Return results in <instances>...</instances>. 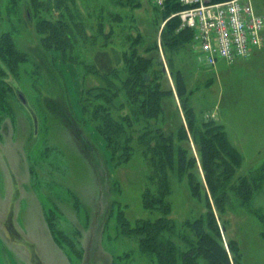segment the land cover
<instances>
[{
    "label": "rangeland",
    "instance_id": "1",
    "mask_svg": "<svg viewBox=\"0 0 264 264\" xmlns=\"http://www.w3.org/2000/svg\"><path fill=\"white\" fill-rule=\"evenodd\" d=\"M249 1L264 16V0ZM11 3L2 0V7L19 22L17 31L11 30L33 64L18 69L14 78L6 75L16 87L17 99L13 114L0 120V264H159L141 249L137 235L124 234L122 224L154 222L162 215L144 205L148 189L156 191L151 163L137 147L127 160L123 146L120 158L113 161L102 125L92 121L99 75L114 72L126 77V36L140 37L141 54L158 71L152 70L153 81L166 93L146 142L157 148L160 133L171 136L176 155L181 150L185 158L183 169H168L167 181V220L173 226L170 236L177 262L207 264L200 256L186 254L199 243L192 224L206 221L209 200L220 235L208 233L228 250L230 243L236 245L237 255L231 253L235 264H264V32L262 45L250 57L231 64L221 59L210 68L200 61L194 40L179 46L164 37L172 14L134 0L132 8L115 7L121 14H132V27L108 26L106 31L114 32L109 38H95L96 26L81 27L84 32L77 36L72 55L81 64L77 66L59 50L46 52L40 45L37 20L45 15L57 21L58 13L46 15L35 8L27 21L28 4ZM182 30L179 25L176 33ZM70 64L76 73L66 70ZM177 72L186 84L182 99ZM38 74L41 97L34 84ZM86 91L92 92L88 116L83 111ZM95 102L106 104L103 99ZM126 113L122 107L115 115ZM223 135L238 163L222 149ZM214 136L213 164L228 194L222 209L215 204L202 160L201 144ZM252 176L254 189L245 194L240 182ZM193 186L200 190L199 197ZM71 236L83 254L72 246Z\"/></svg>",
    "mask_w": 264,
    "mask_h": 264
},
{
    "label": "trees",
    "instance_id": "2",
    "mask_svg": "<svg viewBox=\"0 0 264 264\" xmlns=\"http://www.w3.org/2000/svg\"><path fill=\"white\" fill-rule=\"evenodd\" d=\"M25 1L28 4L25 11L27 12V21L31 20L33 16L30 12L33 9H41L43 14H51L54 16L58 13L57 21L47 19L44 15L36 22L37 32L39 34L40 45L46 52L51 49L59 50L65 58L68 57L70 63L81 64L72 55L74 54L77 45V36L83 35L85 25L96 26L94 30L95 38L102 35L109 38L113 35L111 32L106 31V27L111 26H125L132 27L130 19L131 13L121 14L120 11L115 10V7L136 6L134 0H108V3H98L100 0H12L11 4ZM141 3V2H140ZM147 3V2H142ZM113 6L111 8V5ZM149 4V3H148ZM154 7V6H153ZM2 7V0L0 1V120L4 114L12 113L13 103L16 101L17 90L14 86L12 79L7 76L12 75L14 78L18 75V69L24 65L32 63L30 53L20 48L17 40L14 37V32L20 27L16 17L11 16ZM164 10L171 15L172 19L169 20V25L164 29L165 38L171 44H178L179 46H187L194 40V33L190 29H184L176 33L181 19L177 15L184 7L177 0H167L164 8L154 7ZM11 9V8H10ZM9 10V9H8ZM12 10V9H11ZM10 12V10H9ZM32 14V12H31ZM42 14V15H43ZM176 14V15H175ZM175 15V16H174ZM12 28V30H11ZM89 38V37H88ZM127 45V52H125V76L119 74L108 73L99 75L100 83L94 88L97 95L90 99L89 91L85 94L83 111L86 116L90 115L88 102H92L93 115L92 121H98L102 125L101 132L108 142V148L113 154V161L120 158L119 147L123 146L125 149L126 159L130 158V153L134 147L140 148L142 153L146 154L148 161L151 163L150 178L156 185L155 192L150 189L144 196V205L151 210L162 211L161 217L152 221H137L136 225L128 227V224L122 223L124 227V234H135L139 239L141 249L149 254L155 256L156 262L159 264H184L178 263L176 260L177 248L175 242L171 239L170 233L173 226L167 220L168 212L170 211L169 204L166 198L169 194L167 187L168 169L174 170L175 167L183 169L185 167V158L181 150L176 155L172 137H166L163 134L157 136L159 145L157 148L147 144L146 139L149 137V128L151 121L157 117L158 108L160 107V99L166 93L159 90V84L154 83L155 77L152 70L158 74L154 69L152 60L145 58L141 54L143 42L140 37H124ZM90 40V38H89ZM93 45V43H92ZM95 45V44H94ZM125 50V51H126ZM86 67L90 65L82 62ZM33 64V63H32ZM77 65V66H78ZM93 69V66L91 65ZM40 74V72H39ZM39 74L35 76V86L39 93L40 86ZM7 75V76H6ZM8 78V79H7ZM177 94L180 99L184 98L187 94L186 84L180 72L176 74ZM98 98V99H97ZM103 99L106 104L95 102ZM29 102V101H27ZM122 107H126L128 113L115 115ZM215 136L211 139L206 137L201 144L202 147V160L203 167L206 172V179L208 186L213 193L215 204L218 209H222L226 204L228 194L226 189L219 185L221 172L215 168L214 160V140ZM221 138V136L216 139ZM222 149L227 153L230 158H234L235 162L238 161V156L234 149L224 143V135L221 140ZM119 162V161H118ZM238 163V162H237ZM219 174V176H217ZM255 176L242 179L239 187L240 191L246 192L245 194H252L254 189ZM194 186L192 187V189ZM239 189V188H238ZM199 189L194 188V195L199 197ZM245 196V195H244ZM250 198V196H246ZM76 203H78L76 201ZM79 204V203H78ZM208 215L206 221L198 219L192 224V228L198 238V244L192 247L189 251L191 254H186L188 257L195 258L196 256L202 257L207 264H235V260L231 257V253L237 255V247L232 242L230 243V250H228L219 238L211 236L208 231L217 233L219 237V227L215 218L214 211L212 210L211 203L207 200ZM216 235V236H217ZM57 239V237H56ZM72 246L76 249L78 254H83L82 248H77L76 239L71 236L69 239Z\"/></svg>",
    "mask_w": 264,
    "mask_h": 264
},
{
    "label": "built area",
    "instance_id": "3",
    "mask_svg": "<svg viewBox=\"0 0 264 264\" xmlns=\"http://www.w3.org/2000/svg\"><path fill=\"white\" fill-rule=\"evenodd\" d=\"M164 8L167 0H138ZM184 9L177 15L181 28L194 33L200 61L215 67L223 59L229 64L248 58L262 45L264 16L249 0H177Z\"/></svg>",
    "mask_w": 264,
    "mask_h": 264
},
{
    "label": "crops",
    "instance_id": "4",
    "mask_svg": "<svg viewBox=\"0 0 264 264\" xmlns=\"http://www.w3.org/2000/svg\"><path fill=\"white\" fill-rule=\"evenodd\" d=\"M238 60V59H237ZM66 70L71 71L72 73H76V68L73 65L66 66Z\"/></svg>",
    "mask_w": 264,
    "mask_h": 264
},
{
    "label": "water",
    "instance_id": "5",
    "mask_svg": "<svg viewBox=\"0 0 264 264\" xmlns=\"http://www.w3.org/2000/svg\"><path fill=\"white\" fill-rule=\"evenodd\" d=\"M21 98H22L23 102H25V98H24V96H21Z\"/></svg>",
    "mask_w": 264,
    "mask_h": 264
}]
</instances>
